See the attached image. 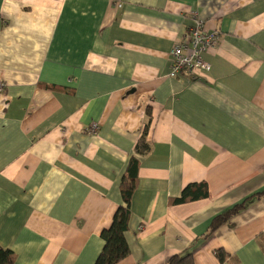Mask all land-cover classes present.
<instances>
[{"label":"crops","instance_id":"obj_1","mask_svg":"<svg viewBox=\"0 0 264 264\" xmlns=\"http://www.w3.org/2000/svg\"><path fill=\"white\" fill-rule=\"evenodd\" d=\"M196 18L219 36L210 68L172 75ZM0 83V247L14 264H94L131 157L129 253L115 264L187 251L264 264V0H0ZM201 182L206 197L172 202Z\"/></svg>","mask_w":264,"mask_h":264},{"label":"trees","instance_id":"obj_2","mask_svg":"<svg viewBox=\"0 0 264 264\" xmlns=\"http://www.w3.org/2000/svg\"><path fill=\"white\" fill-rule=\"evenodd\" d=\"M51 87L55 86L51 85ZM147 126L148 125L144 127L141 138L136 144L135 151L138 154H145L149 150V145L145 141ZM138 166L137 159L135 157H131L119 187L122 204L116 208L110 225L101 230L100 236L103 240V247L96 257L94 264H115L126 257L129 253V246L124 237V232L128 229L131 212L130 203L136 188ZM263 193L264 190L261 193H257V195ZM207 194L208 189L206 183H192L185 186L181 195L174 198L172 202H185L188 200L206 197ZM244 206L245 201H242L216 215L211 221L210 230L215 229L222 222L227 221L231 215L244 208ZM216 256L220 261H223L226 254L222 249H218L216 251ZM15 258L16 255L14 252L0 247V264H14ZM164 264H194L192 253L190 251L176 253L171 255Z\"/></svg>","mask_w":264,"mask_h":264},{"label":"built area","instance_id":"obj_3","mask_svg":"<svg viewBox=\"0 0 264 264\" xmlns=\"http://www.w3.org/2000/svg\"><path fill=\"white\" fill-rule=\"evenodd\" d=\"M218 39L216 31L204 30L203 20L196 18L193 26L183 34L182 40L169 51L171 74L177 75L185 70L195 76L204 75L210 64L203 59L202 52L210 46H215ZM1 86L0 83V90ZM97 130V123H92L87 128V132L91 134Z\"/></svg>","mask_w":264,"mask_h":264}]
</instances>
